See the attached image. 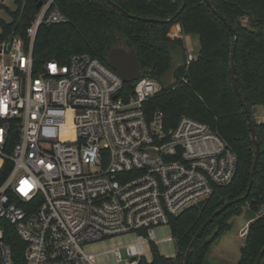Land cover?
<instances>
[{
    "label": "built area",
    "instance_id": "obj_1",
    "mask_svg": "<svg viewBox=\"0 0 264 264\" xmlns=\"http://www.w3.org/2000/svg\"><path fill=\"white\" fill-rule=\"evenodd\" d=\"M64 21L46 0L25 29L27 48L14 34L0 43V171L10 162L0 180V264H12L4 240L11 229L24 243L25 264H96L108 252L112 264H138L144 245L159 242L156 227L232 180L236 155L206 123L183 115L166 127L160 110L147 114L144 103L160 90L155 79L139 76L126 92L123 78L86 52L64 64L47 60L34 75L38 27ZM167 35L182 39L180 25ZM194 58L187 51L185 65ZM257 109L264 122V105ZM262 215L259 207L254 218ZM130 233L126 245L83 248Z\"/></svg>",
    "mask_w": 264,
    "mask_h": 264
},
{
    "label": "trees",
    "instance_id": "obj_2",
    "mask_svg": "<svg viewBox=\"0 0 264 264\" xmlns=\"http://www.w3.org/2000/svg\"><path fill=\"white\" fill-rule=\"evenodd\" d=\"M130 16L104 0H53L65 21L41 24L31 47L33 73L47 60L67 63L73 53L86 52L107 66V52L120 37L124 45L134 49L140 66V77L155 79L160 90L144 103L147 114L160 110L166 127L174 126L185 115L206 123L236 155L232 180L214 189L204 202L192 206L168 223L176 253L168 258L150 244L151 259L142 257L138 264H183L191 240L203 223L219 208L191 245L186 264H204L213 241L230 228L229 220L239 215L248 204L254 218L264 208V122L253 118L255 108L264 105V0H110ZM16 8L9 22L0 19V43L11 34L21 37L28 46L26 27L46 0H14ZM231 24L232 31L217 15ZM153 18L156 21L146 20ZM246 23L243 24L242 20ZM178 23L182 34L195 35L199 48L195 58L185 65L183 40L171 39L168 30ZM236 36V41H234ZM235 47L233 48V45ZM234 54L235 79L240 98L233 86L231 54ZM179 62L174 64V59ZM173 82L165 76L172 68ZM184 77L186 82L181 80ZM136 78L124 81L123 89L132 90ZM252 119L259 146L251 188L246 196L255 157L249 118ZM5 150L10 152L16 132H10ZM10 162L0 171L4 178ZM230 201L225 208L222 206ZM216 232L214 233V230ZM4 240L10 245L12 264H25L24 243L11 229ZM264 247V215L254 218L235 264H255ZM258 264H264V252Z\"/></svg>",
    "mask_w": 264,
    "mask_h": 264
},
{
    "label": "rangeland",
    "instance_id": "obj_3",
    "mask_svg": "<svg viewBox=\"0 0 264 264\" xmlns=\"http://www.w3.org/2000/svg\"><path fill=\"white\" fill-rule=\"evenodd\" d=\"M16 8L14 0H0V19L5 22H9L12 18V13ZM245 24V19L242 20ZM195 39L194 45L190 48L193 54H196L199 48L197 37L193 36ZM189 46V45H188ZM190 47V46H189ZM179 59H174V64L178 63ZM172 68L168 71L165 76V81L167 83L173 82ZM260 113V110L255 108L253 112V118ZM256 120V118H255ZM253 217V214L245 207L239 215L231 217L229 220L230 228L223 233H221L211 244L209 252L206 254L204 259V264H235L240 255V249L244 244V238L239 236V230L245 224V222ZM154 236L157 241V250L159 253L165 257L173 258L176 253V248L173 241H165L164 238L171 236L170 229L168 225L159 226L154 229ZM134 240V234L130 233L127 235H119L110 238H106L97 242H92L84 245V250L86 252H100L118 247L121 245H126ZM145 257L151 259L152 251L149 244L144 245ZM96 264H112L114 262L113 254L105 253L97 256L95 259Z\"/></svg>",
    "mask_w": 264,
    "mask_h": 264
},
{
    "label": "water",
    "instance_id": "obj_4",
    "mask_svg": "<svg viewBox=\"0 0 264 264\" xmlns=\"http://www.w3.org/2000/svg\"><path fill=\"white\" fill-rule=\"evenodd\" d=\"M104 1L110 3L113 7L117 8L118 10L124 12L126 15L130 16V14H128L125 11H123L121 8H119L115 3L111 2L110 0H104ZM205 2L209 5V7L213 11H215L213 9L211 3H210V0H205ZM184 4H185V0H183L181 8L184 6ZM40 6H41V2H38L37 7H40ZM217 15L226 23V25L232 31H234V29L231 26V24H229L223 16H221L219 13H217ZM146 20L156 21V19H153V18H146ZM234 41H236V36H235ZM9 47H10V42H7L6 47H5L6 50H8ZM234 47H235V44L233 45V48ZM233 58H234V54L232 53L231 54V74H232V77H233V86L235 88V92H236L237 96L240 98V93H239V90H238V87H237V83H236V79H235V66H234ZM107 63L112 69H114L123 78L124 81H130V80H133V79H135V78L140 76V66H139V62H138V59H137V56L135 54L134 49L129 48L128 46L124 45V43H123V41H122V39L120 37L117 38V44L108 50V52H107ZM241 103H242L243 109H244V111L246 113V116L249 118L250 115H249V112L247 110V107L245 106V104L243 103L242 100H241ZM249 126H250V130H251V137H252L253 142L255 144V157H254V161H253L252 168H251L250 180H249V183H248V186H247V192H246V194L244 196L247 195V193L249 192V190L251 188L252 181H253V176H254V172H255V167H256V161H257V158H258V154L260 152L257 140L255 138L254 125H253V122H252L251 118H249ZM261 152H264V149L261 150ZM232 202L233 201H230V202L224 204L222 206V208H225L228 204H231ZM220 211H221V208L217 209L203 223L201 228L193 236V238L191 240V243H190V246L187 249L186 254L184 256L183 264L187 263V259H188V255H189V252H190L191 245L195 242L196 238L201 234V232L203 231L205 226L209 222H211L213 217L215 215H217ZM215 232H216V229L214 230V233ZM263 252H264V247L261 249L255 264L259 263ZM130 259H133V257L130 258Z\"/></svg>",
    "mask_w": 264,
    "mask_h": 264
},
{
    "label": "crops",
    "instance_id": "obj_5",
    "mask_svg": "<svg viewBox=\"0 0 264 264\" xmlns=\"http://www.w3.org/2000/svg\"><path fill=\"white\" fill-rule=\"evenodd\" d=\"M193 36H195V35H185V34H183V38H182V40H183V43H184V46H185V48H186V52L187 51H190L192 48V46L194 45V43H195V39H192L193 38ZM197 37V36H196ZM197 41H198V38H197ZM190 47H189V46ZM199 45V44H198ZM191 48V49H190ZM191 52V51H190ZM192 53V52H191ZM193 54V53H192ZM194 55H196V54H194Z\"/></svg>",
    "mask_w": 264,
    "mask_h": 264
}]
</instances>
